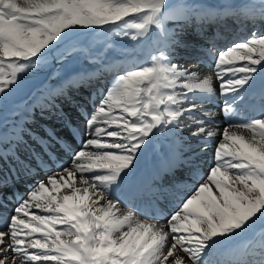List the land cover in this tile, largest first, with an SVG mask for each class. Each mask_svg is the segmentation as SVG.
<instances>
[{
    "label": "snow or ice",
    "instance_id": "6c2138e0",
    "mask_svg": "<svg viewBox=\"0 0 264 264\" xmlns=\"http://www.w3.org/2000/svg\"><path fill=\"white\" fill-rule=\"evenodd\" d=\"M227 17L264 21V0L218 8L197 7L196 0H0V101L62 44L95 30L118 28V36L154 41L158 52L116 76L92 111L81 114L89 138L78 149L69 144L71 165L54 170L18 200L0 229V264H264V239L248 238L264 237V111L231 125L238 131L224 130L202 173L197 151H205L215 135L207 127L212 113L204 108L215 94L213 75L173 62L172 53L183 44L167 27L169 21L182 29ZM214 76L226 116L237 114L236 106L257 87L264 99V34L253 31L220 50ZM92 82L84 73L57 95L71 105L68 91ZM185 127L199 145H190L182 160L196 183L167 218V230L158 227L163 219L158 206L150 219H140L131 208L121 213V190L143 149L153 137ZM51 163L47 145L27 160L0 147V204L16 197L18 181Z\"/></svg>",
    "mask_w": 264,
    "mask_h": 264
},
{
    "label": "bare ground",
    "instance_id": "6f19581e",
    "mask_svg": "<svg viewBox=\"0 0 264 264\" xmlns=\"http://www.w3.org/2000/svg\"><path fill=\"white\" fill-rule=\"evenodd\" d=\"M250 2L258 3V0H248V3ZM234 4L237 5L235 2ZM196 5L197 7L218 8L217 5L213 6L210 0H196ZM252 23H255L256 27L253 29L255 32L264 34V21L259 19L252 21L236 20L227 17L221 23H204L202 26L190 24L182 29L177 26L176 22H168L167 27L179 33V39L183 44L181 47H176L172 53L174 57L173 62L184 67H191L192 71L199 72L201 76L213 75L215 94L204 104L205 109L207 107L214 109L215 106L219 108V113H224L222 111L224 97L219 94L220 81L215 79L214 76V60L220 50L246 39L251 33L248 29ZM194 42H198L199 44L195 46ZM145 44L146 46L137 52L142 55L141 58L129 56L128 58L120 59L116 55L104 60V65L98 66L99 68L93 67L96 68L93 69L91 67L81 70L69 82L65 79H59L57 85L61 87L54 88L53 84H44L41 87L45 93L42 92L39 98H44L45 101L36 107V113H23L24 109L27 111L34 105V101L32 105H23L26 100L16 104L13 112L1 113L0 139L3 140V144H0V147H10L16 150L21 160L29 159L31 153L40 152L41 148L45 145L52 148L58 154L53 138L65 139L68 142L65 141L67 147L71 144L73 148H77L68 140L64 125L65 120L76 124L80 128L83 134V141L88 139L89 133L85 128L84 118L81 114L85 111H92L90 110V106L93 105L95 107L99 103L100 94L106 93L115 84L116 76L120 75L127 68L144 65V61L147 60L148 55L157 51L154 41L150 44L148 42ZM210 48L213 49L212 55L208 54ZM105 67L107 68L106 71L103 70ZM84 73L91 74L93 82L90 87L85 85L80 91H68V95L71 96L73 101L70 105L65 99L59 97L57 92L61 88L65 89L67 84L69 85L66 91L73 84H78L80 76ZM78 104L81 106L77 111L76 106ZM236 108L238 109L237 114L228 116L231 118V121L228 118L226 123L223 124H229L225 127L229 131H238L229 127L233 123V120L239 121L240 118H249L252 116V113H258L259 116L261 111H264V99L261 98L258 89L252 90ZM236 117L237 119H233ZM252 118L254 117L252 116L250 119ZM183 123L187 125L189 121L184 119ZM207 127L211 128L215 132V135L207 140L205 151H197L202 173H206L212 164L214 150L219 143L223 142V138H221L223 135L220 136L219 134H222L226 130H218L219 128H215L210 124ZM189 131L190 129L185 127L182 131L168 132V135H161L162 138L157 140V146L159 147V142H164L165 153L163 154L161 150L157 149L153 140L143 149L136 162L134 171L121 190L120 198L123 201L121 213L131 208L139 210L140 219H150L156 214L153 211L154 206H158L163 209V219L158 224V227L163 225L165 230H167V218L178 210L181 202L186 197L193 194L196 183L190 178L188 167L182 163V160L189 155L190 145L197 149L199 147V145L189 139ZM159 136L157 135L155 138ZM17 145L19 146L17 147ZM59 155L62 167L71 165L70 152L68 154L61 152ZM54 170L56 169L49 164L42 166L39 171L34 169L31 178L18 181L16 186L23 188L24 194L32 189L38 181L46 179ZM37 172H40V174L36 175ZM27 184L31 185L30 188H26ZM15 207L16 204L9 199L7 202L0 204V229L6 227L7 219L13 214ZM30 211L44 214L39 213L36 209H30ZM250 239H252L253 243H257L264 239V237L253 236ZM181 255L183 254L181 253ZM47 264H52V262H47Z\"/></svg>",
    "mask_w": 264,
    "mask_h": 264
},
{
    "label": "rangeland",
    "instance_id": "374dc122",
    "mask_svg": "<svg viewBox=\"0 0 264 264\" xmlns=\"http://www.w3.org/2000/svg\"><path fill=\"white\" fill-rule=\"evenodd\" d=\"M210 1L212 2L213 6L217 5V7H219L221 3H234L235 2L237 3V5L248 3V0H210ZM255 27H256L255 23H252L248 31L252 33ZM119 31L121 30L115 27H113V30L111 32L107 30H95L91 32L90 34H85L83 36H80L78 40L73 41L71 45L62 44L59 50L55 51L52 55H49L46 61L41 64L40 70L33 71L32 73L25 75L20 84V87L10 92L4 98L3 101H0V114L4 112H7V113L13 112V108L16 107V104L24 100H26L27 102L25 101L23 105L25 104L32 105L33 101H34V105L33 107L31 106V108H29V110L27 111L26 109H24L23 113H36V107L40 105V103L42 104L45 101L44 98H39L42 92L45 93V91H42V87H41L44 84H49V85L53 84L54 88L58 86L61 87L60 85H57L59 83L58 82L59 79H63V80L67 79L68 80L67 82H69L70 80H73L75 75H77L81 70L85 68L86 69L91 68V67L99 68L98 66L104 65V60L110 59L116 55L120 59H123V58L125 59V58H128L129 56L141 58L142 55H140L137 52L139 49L145 47L146 46L145 43L148 41H144V40L132 41L129 37L116 35V33ZM148 44H150V42H148ZM198 44H199L198 42H194L195 46H197ZM69 49H74V50H72L69 53L68 51ZM61 54H64L63 59L53 58L54 56L59 57L61 56ZM154 55H158V52L156 51V52L149 54L147 60L144 61V63L145 64L148 63L151 60L152 56ZM88 57H93L94 59L90 60L88 59ZM100 60H101V63H100ZM138 66H142V65H136V66H133L132 68L138 67ZM93 69H96V68H93ZM128 69H131V68H127L125 70H128ZM68 85L69 84L66 85L65 90L68 88L67 87ZM257 89L259 91V88H256L254 90H257ZM206 110L209 112L212 111L211 112L212 118L209 123L210 125H212L215 128H219L218 130L226 129L225 127H227L229 124H226V125H223V124L226 123V121L228 120L230 116L229 117L226 116L225 113H219V108H216L215 106H214V109L207 107ZM195 115L201 116V113L197 112ZM252 116L255 118L258 116V113H252ZM251 117L246 118V119L240 118L239 121L233 120V123H231L229 127L232 128L231 125L248 120ZM229 119L231 121V118ZM233 119H237V117ZM219 135L222 136L223 133ZM159 138H162V136L160 135L158 138L153 137L151 140L155 142L157 149L159 151L161 150L163 154L165 153V148H164L165 145H164V142L161 141L159 142V147L157 146V140H160ZM38 174H40V172H37L36 175ZM251 237L253 236L250 235L248 238L250 239Z\"/></svg>",
    "mask_w": 264,
    "mask_h": 264
}]
</instances>
